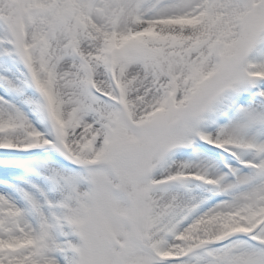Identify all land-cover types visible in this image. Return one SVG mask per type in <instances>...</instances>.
<instances>
[{"label":"snow or ice","instance_id":"6c2138e0","mask_svg":"<svg viewBox=\"0 0 264 264\" xmlns=\"http://www.w3.org/2000/svg\"><path fill=\"white\" fill-rule=\"evenodd\" d=\"M0 264H264V0H0Z\"/></svg>","mask_w":264,"mask_h":264}]
</instances>
